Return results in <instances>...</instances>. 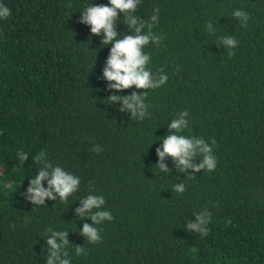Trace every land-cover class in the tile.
Listing matches in <instances>:
<instances>
[{"label": "trees", "instance_id": "obj_1", "mask_svg": "<svg viewBox=\"0 0 264 264\" xmlns=\"http://www.w3.org/2000/svg\"><path fill=\"white\" fill-rule=\"evenodd\" d=\"M108 2L0 0L11 10L0 18V264H46L48 229L68 231L71 264H264V0H140L134 14L144 20L160 9L152 31L161 42L143 49L147 68L168 75L157 89L119 93L147 91L143 120L120 112V101L108 104L111 45L80 22L86 6ZM236 9L250 15L247 27ZM119 15L123 37L131 30ZM228 35L234 49L219 44ZM184 110L180 134L212 146L214 171L181 172L170 156L168 173L155 165L167 125ZM20 151L29 154L23 164ZM41 151L80 179L66 202L36 206L23 195ZM179 183L184 193L172 190ZM90 193L113 216L97 225L96 244L79 232L94 222L75 212ZM205 209L209 234L186 231Z\"/></svg>", "mask_w": 264, "mask_h": 264}, {"label": "clouds", "instance_id": "obj_2", "mask_svg": "<svg viewBox=\"0 0 264 264\" xmlns=\"http://www.w3.org/2000/svg\"><path fill=\"white\" fill-rule=\"evenodd\" d=\"M140 0H109L108 4H92L86 6L80 17V22L90 26L91 34L101 36V44L111 45L108 57L103 67L102 79L106 80L107 89L115 90L116 94L109 95L108 104L122 102L119 111H127L131 114V119L143 120L150 116L148 111L149 105L145 102L147 91H132L131 94L123 95V90L133 88L137 90L157 89L166 84L168 75L161 70L153 74L147 68L151 56L143 49L151 42L157 46L161 42V36L153 33L152 28L159 22V8L154 9L153 15L149 20H144L134 13ZM71 6V5H69ZM120 13L124 16V22L131 30L129 34L119 37L117 31V21ZM11 15V10L6 5L0 4V18L7 19ZM234 19L239 20L242 26L247 27L250 15L236 9L232 13ZM209 31L214 32L212 23L207 24ZM147 29L145 32L144 30ZM219 44L224 48L234 49L238 41L234 36L228 35L220 38ZM231 57L235 52L229 51ZM189 113L187 110L181 111L177 118L172 119L167 125L169 133L163 136V143L156 148V154L159 157L155 164L165 173L169 172L167 165L164 163L166 156L172 157L176 169L185 172L192 169L193 173L207 170L214 171L217 166V158L213 155L212 146L200 137H187L182 135L188 128ZM215 144V140L212 141ZM94 151L100 152L102 149L96 145ZM29 154L20 151L17 157L21 164L28 160ZM197 157H202L197 161ZM41 167L36 174L29 180L25 199L33 205L42 206L45 199L66 202L73 193L77 192L80 185L79 177L65 171L60 166H53L46 157V153L41 151L34 157ZM189 174L188 177H193ZM47 182V187L43 182ZM173 191L184 193L186 186L184 183L174 184ZM80 206L75 209L77 217L83 219L89 217L94 223H84L79 232L86 238L87 243L96 244L101 241L100 229L97 225L104 221H111L113 216L109 210H103L102 206L106 201L103 196L88 194L81 199ZM195 221L187 224L186 231L199 234L204 237L209 234L208 225L211 222V212L205 209L197 212ZM51 235L46 239V264H71L68 258L67 246L69 245L68 231H55L48 229ZM75 254L86 255L84 246H75Z\"/></svg>", "mask_w": 264, "mask_h": 264}]
</instances>
